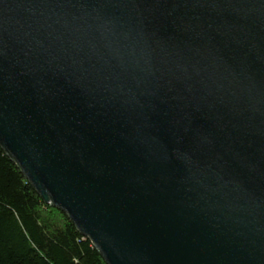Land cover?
Here are the masks:
<instances>
[{
  "label": "water",
  "instance_id": "water-1",
  "mask_svg": "<svg viewBox=\"0 0 264 264\" xmlns=\"http://www.w3.org/2000/svg\"><path fill=\"white\" fill-rule=\"evenodd\" d=\"M0 147L106 264H264V0H0Z\"/></svg>",
  "mask_w": 264,
  "mask_h": 264
},
{
  "label": "trees",
  "instance_id": "trees-1",
  "mask_svg": "<svg viewBox=\"0 0 264 264\" xmlns=\"http://www.w3.org/2000/svg\"><path fill=\"white\" fill-rule=\"evenodd\" d=\"M0 264H106L67 214L45 203L0 147Z\"/></svg>",
  "mask_w": 264,
  "mask_h": 264
}]
</instances>
